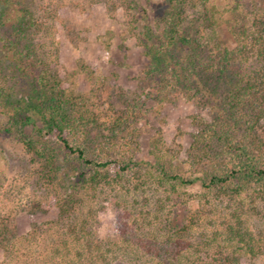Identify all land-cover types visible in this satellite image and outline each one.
Segmentation results:
<instances>
[{
  "label": "trees",
  "instance_id": "obj_1",
  "mask_svg": "<svg viewBox=\"0 0 264 264\" xmlns=\"http://www.w3.org/2000/svg\"><path fill=\"white\" fill-rule=\"evenodd\" d=\"M126 1L141 10L135 19L148 12ZM200 1L161 0L154 20L138 32L160 99L199 95L211 110L210 117H194L199 129L188 157L204 173L192 178L167 155L138 158L143 130L137 122L148 97L126 99L113 119H104L84 96L67 92L51 66L43 37L52 12L44 1L0 0V133L22 142L40 164V187L50 193L36 198L32 214L58 209L32 231L33 245L59 232L46 262L255 264L264 254V239L235 204L243 195L264 202V4L256 3L251 28L234 30L233 48L208 38L212 15L202 13ZM200 178L206 201L192 211L180 196ZM111 201L121 211L116 233L104 239L91 217L98 219ZM216 212L229 216L224 228L215 224L197 234L204 215ZM16 229L0 223L8 254L16 251Z\"/></svg>",
  "mask_w": 264,
  "mask_h": 264
},
{
  "label": "rangeland",
  "instance_id": "obj_2",
  "mask_svg": "<svg viewBox=\"0 0 264 264\" xmlns=\"http://www.w3.org/2000/svg\"><path fill=\"white\" fill-rule=\"evenodd\" d=\"M42 1L45 10L52 12L47 19L43 41H47L48 51L52 52L49 62L59 72L62 87L76 97L84 96L106 120L113 119L118 109L126 107V99L129 102L133 98L148 97L147 105L143 103L146 110L137 122L143 130L138 158L155 161L157 156L167 155L178 165L176 171L187 177H201L204 172L190 162L188 149L199 129L194 117H210L211 110L201 106L199 95L191 100L179 94L160 99L148 76L150 60L138 36V32L145 30L149 18L154 20L161 0H136V4L148 7V12L139 20L135 19V14L141 10L132 8L126 0ZM256 3L264 4V0L200 1L202 13L206 9L208 16L212 15L206 22L208 38L236 47L234 30L245 29V24L251 28ZM211 44L214 46V42ZM173 93L177 94L175 90ZM4 114L0 108V120L5 119ZM261 126L259 130L264 129V123ZM262 137L264 140V131ZM38 169L39 162L22 142L0 133V223L13 224L17 227L13 235L18 234L13 253H6L0 243V264H52L45 261V255H52L53 241L59 235L57 228L43 236V242L32 243L35 225L55 218L58 213L57 208L39 215L30 211L37 197L46 199L50 193L40 187L44 180L39 181ZM201 193L200 178L189 188H184L180 197L182 201H189V207L194 211L200 206ZM235 204L241 205L246 225L250 224L256 236L264 239V202L255 203L243 195ZM187 205L177 206V209L183 211ZM120 211L111 201L106 209L98 212V219L95 215L91 217L102 238L114 236ZM220 214L206 213L195 232L201 234L205 229L211 232L215 224L224 228L220 223L229 216ZM253 261L264 264V254L254 257Z\"/></svg>",
  "mask_w": 264,
  "mask_h": 264
}]
</instances>
